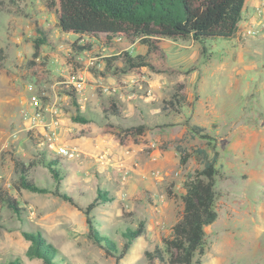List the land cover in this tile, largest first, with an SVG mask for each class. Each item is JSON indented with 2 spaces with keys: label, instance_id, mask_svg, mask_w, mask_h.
<instances>
[{
  "label": "rangeland",
  "instance_id": "374dc122",
  "mask_svg": "<svg viewBox=\"0 0 264 264\" xmlns=\"http://www.w3.org/2000/svg\"><path fill=\"white\" fill-rule=\"evenodd\" d=\"M253 2L254 9L243 11L239 40H163L148 58L152 69L130 70L124 54L147 53L139 40L63 34L50 0H0V190L23 210L18 216L0 203V264L16 258L43 264L27 256L31 242L24 233L34 232L43 234L64 264H148L145 253L163 245L181 216L183 182L201 168L194 158L179 162L178 146L188 152L207 147L192 137V125L206 128L220 153L218 219L206 228L202 264H264V9L257 7L262 0ZM44 36L49 43L35 57L34 43ZM180 84L187 103L175 111L168 102ZM113 101L119 116L110 114ZM79 113L90 114L91 122H74ZM120 125L150 130L123 145L115 135ZM54 132L56 145L76 148L79 159L65 160L41 145L44 134ZM43 154L59 158L61 192L78 207L50 193L17 189L19 163L37 186L55 189ZM98 190L113 201L92 214L120 250L121 233L145 224L119 262L88 237L81 209Z\"/></svg>",
  "mask_w": 264,
  "mask_h": 264
},
{
  "label": "trees",
  "instance_id": "16d2710c",
  "mask_svg": "<svg viewBox=\"0 0 264 264\" xmlns=\"http://www.w3.org/2000/svg\"><path fill=\"white\" fill-rule=\"evenodd\" d=\"M246 3L247 0H50L49 5L55 9L57 25L63 34H74L89 40L104 39L107 42L118 39L139 40L147 47L145 55L132 57L128 53L124 54L125 66L133 70L144 67L152 69L148 58L151 53L160 49L163 40H191L201 45L211 39H235ZM48 43L45 36L36 40L34 56L38 55L40 46ZM74 47L78 50L82 49L77 44H74ZM185 88L184 84H180L172 95L168 102L171 109L178 111L186 105ZM71 94L76 101L75 88ZM110 114L120 115L118 104L114 101ZM73 121L88 124L91 122V115L75 114ZM149 130L148 125L136 127L120 125L115 135L125 145L130 139L138 141ZM190 133L193 138L199 137L205 140L207 147L188 152L178 146L179 162L183 166L194 158L201 168L188 174L183 182L181 216L173 225L170 237L163 240V245L145 253L148 264H202V257L207 249L206 228L218 219L215 186L220 176L218 168L220 153L217 150V141L206 128L201 126H190ZM43 165L56 181L54 190L37 186L29 178V169L20 163L17 165L19 175L17 189L37 194L50 193L77 206L74 198L61 192L64 173L59 158L48 160L43 154ZM98 191L93 202L85 209H81L86 216L88 237L96 246L103 249L106 255L119 262L145 233V224L141 222L138 227L126 228L121 233L125 244L120 250L110 236L100 230L92 214L100 204L113 201L109 192ZM0 203L18 216L23 211L14 197L2 190H0ZM24 235L31 242L27 251L28 257L39 259L43 264H64L65 258L59 255L58 250L41 232L24 233ZM5 264L24 263L16 258Z\"/></svg>",
  "mask_w": 264,
  "mask_h": 264
},
{
  "label": "built area",
  "instance_id": "2783aa9c",
  "mask_svg": "<svg viewBox=\"0 0 264 264\" xmlns=\"http://www.w3.org/2000/svg\"><path fill=\"white\" fill-rule=\"evenodd\" d=\"M248 34L253 35L254 32L253 31H248ZM78 87H81V84L78 85ZM132 87V86H130ZM105 91H108L106 88L104 89ZM114 92H117L115 89H113ZM38 116H40V114H38ZM54 125H58V121L54 122ZM45 139L43 140V142L41 143L42 146H46L47 148H54L57 152V155L61 158H64L65 160H77L80 157V153L76 148H70L67 145H56V141L57 138L56 137V133L54 132L53 134H48L45 133L44 134ZM128 151H124L123 155L127 156L128 155ZM100 159H103V157H101ZM159 173V172H158ZM158 173H154V176H158Z\"/></svg>",
  "mask_w": 264,
  "mask_h": 264
},
{
  "label": "crops",
  "instance_id": "0c3cea01",
  "mask_svg": "<svg viewBox=\"0 0 264 264\" xmlns=\"http://www.w3.org/2000/svg\"><path fill=\"white\" fill-rule=\"evenodd\" d=\"M254 0H247V3H246V5H245V8H244V10L246 11V12H249V9H254V7H255V3L253 2ZM261 5H263V9H264V0H262V2H260L258 5H257V7L259 8ZM243 10V11H244ZM241 28V27H240ZM240 29H239V31L237 32V35H236V37H235V39H240ZM157 87V89H162V85H157L156 86ZM121 97H124L123 95H121Z\"/></svg>",
  "mask_w": 264,
  "mask_h": 264
}]
</instances>
